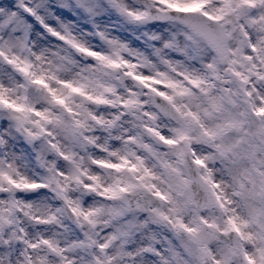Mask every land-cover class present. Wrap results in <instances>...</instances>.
Segmentation results:
<instances>
[{
  "label": "snow or ice",
  "instance_id": "obj_1",
  "mask_svg": "<svg viewBox=\"0 0 264 264\" xmlns=\"http://www.w3.org/2000/svg\"><path fill=\"white\" fill-rule=\"evenodd\" d=\"M0 264H264V0H0Z\"/></svg>",
  "mask_w": 264,
  "mask_h": 264
}]
</instances>
